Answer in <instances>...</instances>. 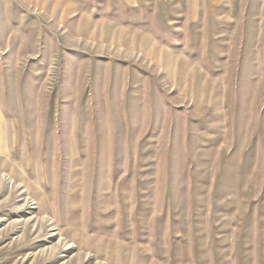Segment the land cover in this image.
Returning <instances> with one entry per match:
<instances>
[{
	"label": "rangeland",
	"instance_id": "374dc122",
	"mask_svg": "<svg viewBox=\"0 0 264 264\" xmlns=\"http://www.w3.org/2000/svg\"><path fill=\"white\" fill-rule=\"evenodd\" d=\"M0 264H264V0H0Z\"/></svg>",
	"mask_w": 264,
	"mask_h": 264
}]
</instances>
